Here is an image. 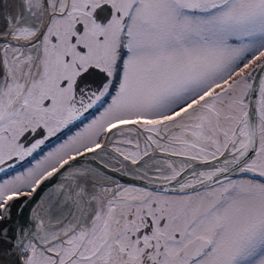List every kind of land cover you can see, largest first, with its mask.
I'll list each match as a JSON object with an SVG mask.
<instances>
[{"label":"snow or ice","instance_id":"6c2138e0","mask_svg":"<svg viewBox=\"0 0 264 264\" xmlns=\"http://www.w3.org/2000/svg\"><path fill=\"white\" fill-rule=\"evenodd\" d=\"M0 264H264V0H0Z\"/></svg>","mask_w":264,"mask_h":264}]
</instances>
